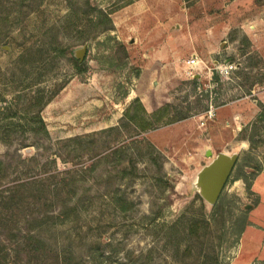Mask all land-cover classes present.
I'll return each mask as SVG.
<instances>
[{"label":"rangeland","instance_id":"1","mask_svg":"<svg viewBox=\"0 0 264 264\" xmlns=\"http://www.w3.org/2000/svg\"><path fill=\"white\" fill-rule=\"evenodd\" d=\"M176 1L166 21L147 0H0V264L235 262L241 221L264 199L252 190L264 172V60L240 27L245 6ZM180 24L203 40L194 74L189 52L153 57L163 28ZM208 148L239 154L214 206L193 185Z\"/></svg>","mask_w":264,"mask_h":264},{"label":"crops","instance_id":"2","mask_svg":"<svg viewBox=\"0 0 264 264\" xmlns=\"http://www.w3.org/2000/svg\"><path fill=\"white\" fill-rule=\"evenodd\" d=\"M147 1L148 3L152 2L153 4L158 3L161 6L160 13L153 10L149 11L155 17L166 21L171 18L170 7L171 8L173 7L176 0H147ZM199 1H201V3L203 4V9L205 8L206 5L207 6L209 4L215 5L217 3L214 0H199ZM231 4L242 5V7L245 6V9L243 8L242 10L240 27L243 33H245L252 40L253 46H255L257 52L264 60V0H232ZM181 7L183 8L184 11L179 14L180 15L179 19L183 18V21L184 20L187 21V19L189 20L191 13L190 10L188 11L187 7L183 4L181 5ZM207 13L209 17L207 16ZM207 13L205 10L200 12V14L203 15L201 18L204 19V21L206 20L207 17L209 19H212L210 11H208ZM166 25L168 26L169 23H166ZM190 29L191 26L189 24V29L187 28V31L190 34L188 35L189 36L188 37L187 35H185L187 31L184 28H182L181 24L176 35H172L168 27L163 28V32H161L160 36H162V48L165 51V53L161 52L160 50H159L160 53H157L156 52L157 47H153L154 50L153 57L155 59L158 58L160 60L162 57L165 58V56H167L170 59L171 54H174L173 55L174 59H176L179 56L186 57L185 54L189 52V57L187 59L196 56L200 60H202L198 55V52L200 51L201 45L203 43L202 37H200L201 34L200 33L196 34L194 32L195 35L197 36L194 37ZM204 29L205 31L204 32L202 31L204 35L208 33L210 36H213V41L207 40L205 36L203 37L207 41V49L211 52H214L217 42L216 28L210 23ZM184 35L185 37H183ZM152 38L153 40H155L154 39L155 37ZM175 53H177V55H175ZM186 60H185V64H186ZM248 100L249 102H251V104L249 103V106L251 105V108L250 110H248L246 114H242L241 118L244 119L245 117L247 121H250L256 117L259 109L257 108V104L255 100L250 98H248ZM245 124L247 123L245 122ZM252 190L260 198L264 196V172H261L256 176V178L253 181ZM263 205H264V199L263 201L260 200L257 206L253 208V212L249 218L250 222L242 233V237L240 241L241 245L238 256L235 259V262L233 261V264H246L247 262L252 261V259H255L256 257H258V259H264V209H262ZM245 239L247 246L249 247V249H247L248 253L249 255H251L250 260L249 259L245 260L240 258V255L243 254L242 252L245 246L244 245Z\"/></svg>","mask_w":264,"mask_h":264},{"label":"water","instance_id":"3","mask_svg":"<svg viewBox=\"0 0 264 264\" xmlns=\"http://www.w3.org/2000/svg\"><path fill=\"white\" fill-rule=\"evenodd\" d=\"M86 49L87 47L83 46L77 51L79 60L83 59ZM205 155L212 159L198 171L193 185L200 196L214 206L236 165L239 154L220 151L213 156L212 150L208 148Z\"/></svg>","mask_w":264,"mask_h":264},{"label":"trees","instance_id":"4","mask_svg":"<svg viewBox=\"0 0 264 264\" xmlns=\"http://www.w3.org/2000/svg\"><path fill=\"white\" fill-rule=\"evenodd\" d=\"M108 30L110 29H113L112 26H109L107 28ZM123 47H125L124 45H122ZM75 65L78 66L79 68L83 65L79 62H77V60H75ZM213 80H218V75H214L213 76ZM41 108V107H40ZM3 110V109H2ZM34 119L40 124V129L42 131H44L45 133H47V128H46V125H45V122L40 114V111H37L35 114H34ZM9 117V116H7ZM187 117V115H183V116H178V117H174V118H177L176 120H179V119H182V118H185ZM174 118L170 119V122H174L176 121ZM260 118H263V116L261 114H259V117L258 119ZM260 121V120H259ZM258 120L256 122H259ZM246 128H243L241 131H245ZM230 178V177H229ZM235 180L239 179V177H234ZM251 187V183L247 184V188H250ZM221 196V195H220ZM220 198V197H219ZM219 200V199H218ZM217 204V203H216ZM249 224V219L248 218H243L242 221H241V225H240V229H239V233H243V231L245 230L246 226Z\"/></svg>","mask_w":264,"mask_h":264},{"label":"built area","instance_id":"5","mask_svg":"<svg viewBox=\"0 0 264 264\" xmlns=\"http://www.w3.org/2000/svg\"><path fill=\"white\" fill-rule=\"evenodd\" d=\"M186 67L190 74H194V72H198L204 69V63L198 57L193 56L186 60ZM234 65L232 63H225L224 65H218L216 68L218 69L220 74L227 75L233 69ZM212 107V106H211ZM213 109L209 110V115H212Z\"/></svg>","mask_w":264,"mask_h":264}]
</instances>
